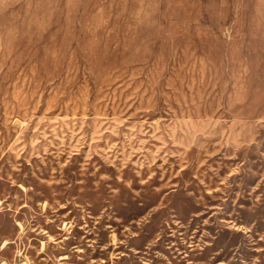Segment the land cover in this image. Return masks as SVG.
Returning a JSON list of instances; mask_svg holds the SVG:
<instances>
[{"label": "rangeland", "instance_id": "374dc122", "mask_svg": "<svg viewBox=\"0 0 264 264\" xmlns=\"http://www.w3.org/2000/svg\"><path fill=\"white\" fill-rule=\"evenodd\" d=\"M0 264H264V0H0Z\"/></svg>", "mask_w": 264, "mask_h": 264}]
</instances>
